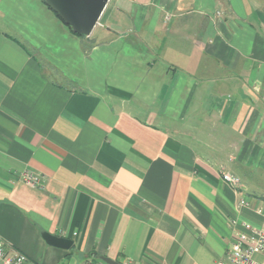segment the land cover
Returning <instances> with one entry per match:
<instances>
[{
    "label": "crops",
    "instance_id": "1",
    "mask_svg": "<svg viewBox=\"0 0 264 264\" xmlns=\"http://www.w3.org/2000/svg\"><path fill=\"white\" fill-rule=\"evenodd\" d=\"M259 206L264 0H110L86 37L0 0V239L31 264H219Z\"/></svg>",
    "mask_w": 264,
    "mask_h": 264
},
{
    "label": "built area",
    "instance_id": "2",
    "mask_svg": "<svg viewBox=\"0 0 264 264\" xmlns=\"http://www.w3.org/2000/svg\"><path fill=\"white\" fill-rule=\"evenodd\" d=\"M223 179L228 183L238 187L241 186L240 177L233 173L224 171ZM22 179L25 183L35 187H43L44 178L31 171H24ZM241 206L249 205L244 197L240 201ZM256 212L264 218V206L256 208ZM236 224L235 236L229 245L225 259L219 264H264L255 258V254H264V225L257 226L253 223L242 220ZM0 264H31L27 255L9 246L4 240L0 239Z\"/></svg>",
    "mask_w": 264,
    "mask_h": 264
},
{
    "label": "water",
    "instance_id": "3",
    "mask_svg": "<svg viewBox=\"0 0 264 264\" xmlns=\"http://www.w3.org/2000/svg\"><path fill=\"white\" fill-rule=\"evenodd\" d=\"M110 0H45V3L79 35H90L99 23ZM49 245L70 249L73 239L59 236L51 232L42 233ZM106 264H123L108 256H100Z\"/></svg>",
    "mask_w": 264,
    "mask_h": 264
},
{
    "label": "rangeland",
    "instance_id": "4",
    "mask_svg": "<svg viewBox=\"0 0 264 264\" xmlns=\"http://www.w3.org/2000/svg\"><path fill=\"white\" fill-rule=\"evenodd\" d=\"M106 19V18H105ZM104 19V20H105ZM100 29L98 26L96 28V32ZM70 254L61 255L57 258V260L47 263L44 261H39L40 264H87L92 262V258L90 256L83 255L81 252H78L77 250H70ZM96 262V261H93Z\"/></svg>",
    "mask_w": 264,
    "mask_h": 264
},
{
    "label": "trees",
    "instance_id": "5",
    "mask_svg": "<svg viewBox=\"0 0 264 264\" xmlns=\"http://www.w3.org/2000/svg\"><path fill=\"white\" fill-rule=\"evenodd\" d=\"M45 2V0H43ZM55 13V12H54ZM58 17L59 15L57 13H55ZM60 18V17H59ZM61 19V18H60ZM62 20V19H61ZM63 21V20H62ZM64 22V21H63ZM65 23V22H64ZM68 27L72 30V28L68 25ZM82 37H86V35H81ZM103 264H106L105 262H102ZM87 264H98L96 262H90V263H87Z\"/></svg>",
    "mask_w": 264,
    "mask_h": 264
}]
</instances>
